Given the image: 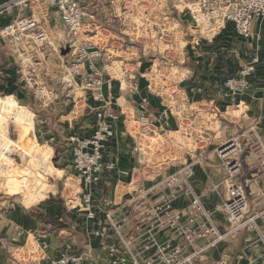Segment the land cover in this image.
I'll use <instances>...</instances> for the list:
<instances>
[{
    "label": "crops",
    "instance_id": "0c3cea01",
    "mask_svg": "<svg viewBox=\"0 0 264 264\" xmlns=\"http://www.w3.org/2000/svg\"><path fill=\"white\" fill-rule=\"evenodd\" d=\"M171 2L169 11L160 6L149 10L146 19L139 15L142 23L133 17L139 5L134 8L132 3L133 12L126 13L123 0L84 2L85 21L106 27L94 39L104 43L109 61L95 62L110 79V85L103 88L106 100L120 114L105 151L116 168L103 177L95 194V217L68 204V196L79 191L69 137L93 131L95 109L101 102L93 89L81 85L79 75L74 89L64 84L74 57L70 52L63 54L69 36L54 8L45 10L29 1L1 13L0 26L33 13L50 33L45 50L31 39L15 42L0 35V93L16 101L19 115H28V120L20 117L28 133L33 128L39 136L47 132L57 139L56 171L63 176L59 181L64 188L51 189L50 197L33 195L26 202L14 195L3 196L0 264H44L67 252L83 255L85 264H120L122 258L126 264L155 260L157 245L171 238L158 226L155 211L163 204L162 196L170 192L164 180L187 167L192 168L190 183L224 238L215 244L198 239L186 254L196 253L197 264H264V220L248 221L238 229L226 221L230 173L218 153L228 141L240 146L236 154L240 171L233 180L245 187L251 203L249 217L263 211L264 20L255 18L247 37L238 36L231 22L218 35L199 34ZM116 21L120 24L115 25ZM254 56L259 62L249 77V87L232 93L226 79ZM85 68L83 64L81 71ZM122 70L134 74L136 91L130 92L121 80ZM143 99L154 120L153 132L147 135L140 133L136 121ZM38 120L55 123H46L42 131L35 126ZM187 204L188 198L182 196L173 207L183 209ZM37 210L52 222L37 218L32 213ZM149 229L157 244L145 250Z\"/></svg>",
    "mask_w": 264,
    "mask_h": 264
},
{
    "label": "built area",
    "instance_id": "2783aa9c",
    "mask_svg": "<svg viewBox=\"0 0 264 264\" xmlns=\"http://www.w3.org/2000/svg\"><path fill=\"white\" fill-rule=\"evenodd\" d=\"M40 4L45 10L54 8L69 36L68 44L74 60L69 62L65 73L64 84L68 89L76 86L75 78L79 75L81 85L94 90V96L101 104L95 109L96 124L89 135L74 134L69 137L71 143L74 170V181L78 186V192L68 196V204L72 208L88 211L90 217H95L97 204L95 194L99 191V185L105 175L116 168L114 160L105 157L107 142L115 135V122L120 114L114 109L112 103L106 100L103 88L110 85V79L103 69L98 67L96 59L109 61L105 53L103 42L94 39L99 30L106 27L95 22H86L87 11L85 0H8L0 4V15L15 4L26 3ZM169 0H124V11L133 12L129 8L136 2L139 8H143L139 14L147 16L149 10L157 7L170 10ZM172 8L179 13L187 15V19L193 24L199 34H220L227 23H233L236 34L247 37L255 18L264 20V0H172ZM169 16V15H168ZM143 21V20H142ZM0 35L11 38L15 42L31 39L37 48L45 50L50 45V33L42 25L41 20L35 15H22L12 22L0 26ZM259 57L254 56L246 63L236 75L226 79V87L232 93H240L249 87V77L252 75ZM85 70L81 71L82 65ZM121 80L128 84L130 92L138 88V82L134 74L129 70L121 71ZM9 100L6 96H0ZM10 101V100H9ZM0 109V138L9 141L10 125L19 115L17 107L1 105ZM140 116L136 120L140 133L147 135L153 132L154 120L149 110L147 99L139 103ZM138 150L137 147L134 148ZM241 151L234 141H228L218 153L224 160L230 176L227 183V199L224 202L225 217L229 225L238 229L248 221L255 223L260 218L264 220V210L249 217L251 203L248 199L245 187L234 181L240 171V163L236 154ZM192 168H185L169 175L164 180L166 188L170 189L164 194L163 204L156 206L159 223L171 238L157 245L155 260H148L147 264H197L196 253L186 254L187 248L194 245L198 239H207L210 243H217L224 238L213 215L207 209L202 197L194 190L190 183ZM182 196L188 198V204L183 209H174L173 202ZM148 240L143 248L149 249L151 244H157L154 233L148 230ZM86 258L81 254L64 253L57 259H49L44 264H85ZM114 264H119L114 262ZM120 264H126L122 258Z\"/></svg>",
    "mask_w": 264,
    "mask_h": 264
},
{
    "label": "rangeland",
    "instance_id": "374dc122",
    "mask_svg": "<svg viewBox=\"0 0 264 264\" xmlns=\"http://www.w3.org/2000/svg\"><path fill=\"white\" fill-rule=\"evenodd\" d=\"M132 7H136V2ZM142 9L136 7L137 13L133 15L138 23H142L138 13V10L141 13ZM118 23L116 21L115 25ZM4 94L6 93L1 92L0 96ZM9 100L0 97V109H3L1 105L7 104L18 107L15 100L11 101L12 98ZM21 114L14 119L15 125H10L9 141L0 138V157H2L0 160V201L5 199L3 196L14 195L13 197L26 202L33 195L38 194L36 195L38 198L48 195L50 197L51 189L62 190L64 188V184L59 181L63 179V176H60L61 172L56 171L59 166V156L55 153L57 147L54 145L57 139L47 136V132H41L39 136L33 128L28 133V125H24L20 117L22 116L23 120H28L29 117L27 114ZM35 123V126L43 131L44 126L53 125L55 121L38 120ZM56 195L58 197V192Z\"/></svg>",
    "mask_w": 264,
    "mask_h": 264
},
{
    "label": "trees",
    "instance_id": "16d2710c",
    "mask_svg": "<svg viewBox=\"0 0 264 264\" xmlns=\"http://www.w3.org/2000/svg\"><path fill=\"white\" fill-rule=\"evenodd\" d=\"M37 218H39L42 221H48L52 222V218H50L48 215L44 214L43 212L37 210L32 212Z\"/></svg>",
    "mask_w": 264,
    "mask_h": 264
},
{
    "label": "water",
    "instance_id": "95a60500",
    "mask_svg": "<svg viewBox=\"0 0 264 264\" xmlns=\"http://www.w3.org/2000/svg\"><path fill=\"white\" fill-rule=\"evenodd\" d=\"M70 51V47H69V45H67V47L64 49V51H63V54H66V53H68Z\"/></svg>",
    "mask_w": 264,
    "mask_h": 264
},
{
    "label": "bare ground",
    "instance_id": "6f19581e",
    "mask_svg": "<svg viewBox=\"0 0 264 264\" xmlns=\"http://www.w3.org/2000/svg\"><path fill=\"white\" fill-rule=\"evenodd\" d=\"M25 181V180H24Z\"/></svg>",
    "mask_w": 264,
    "mask_h": 264
}]
</instances>
